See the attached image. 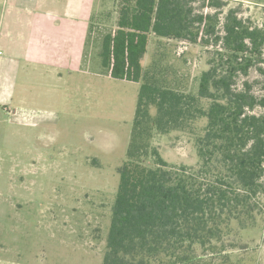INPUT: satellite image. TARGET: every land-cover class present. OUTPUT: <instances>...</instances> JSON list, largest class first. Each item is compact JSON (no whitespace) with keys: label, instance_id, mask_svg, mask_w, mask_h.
Returning a JSON list of instances; mask_svg holds the SVG:
<instances>
[{"label":"trees","instance_id":"1","mask_svg":"<svg viewBox=\"0 0 264 264\" xmlns=\"http://www.w3.org/2000/svg\"><path fill=\"white\" fill-rule=\"evenodd\" d=\"M225 5L118 0L102 65L141 88L102 264H244L223 242L264 216V27ZM152 37L206 48L197 92L170 82L156 61L145 66ZM199 118L198 164H170L155 135Z\"/></svg>","mask_w":264,"mask_h":264},{"label":"rangeland","instance_id":"2","mask_svg":"<svg viewBox=\"0 0 264 264\" xmlns=\"http://www.w3.org/2000/svg\"><path fill=\"white\" fill-rule=\"evenodd\" d=\"M223 1L224 13L234 8L264 27V0ZM117 8L118 0H93L79 61L62 62L59 74L52 63L21 62L18 94L0 105V264L103 262L141 88L110 77L102 65L103 37L115 27ZM186 44L152 37L144 64L156 61L170 82L193 93L207 53ZM16 101L50 120L18 121ZM206 123L199 118L185 130L156 134L153 144L170 164L197 165L195 140ZM223 244L234 248L227 251L235 261L264 264V216Z\"/></svg>","mask_w":264,"mask_h":264},{"label":"crops","instance_id":"3","mask_svg":"<svg viewBox=\"0 0 264 264\" xmlns=\"http://www.w3.org/2000/svg\"><path fill=\"white\" fill-rule=\"evenodd\" d=\"M92 2L0 0V105L18 94L21 62L52 63L56 72L62 62L79 61L78 48L85 43ZM20 103L16 101L14 107L19 110L14 114L18 121L43 125L50 120Z\"/></svg>","mask_w":264,"mask_h":264}]
</instances>
